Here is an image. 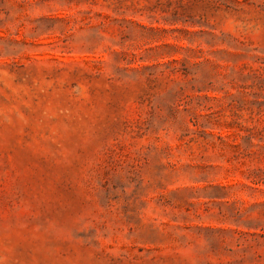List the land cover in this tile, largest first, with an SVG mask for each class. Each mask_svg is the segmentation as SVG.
<instances>
[{
	"label": "rangeland",
	"instance_id": "374dc122",
	"mask_svg": "<svg viewBox=\"0 0 264 264\" xmlns=\"http://www.w3.org/2000/svg\"><path fill=\"white\" fill-rule=\"evenodd\" d=\"M0 264H264V0H0Z\"/></svg>",
	"mask_w": 264,
	"mask_h": 264
}]
</instances>
